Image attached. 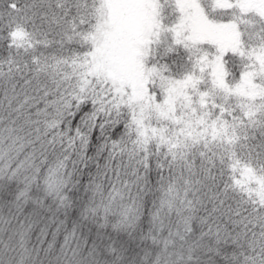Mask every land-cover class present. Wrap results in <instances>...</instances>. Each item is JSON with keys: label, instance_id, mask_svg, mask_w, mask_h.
Masks as SVG:
<instances>
[{"label": "snow or ice", "instance_id": "obj_1", "mask_svg": "<svg viewBox=\"0 0 264 264\" xmlns=\"http://www.w3.org/2000/svg\"><path fill=\"white\" fill-rule=\"evenodd\" d=\"M0 264H264V0H0Z\"/></svg>", "mask_w": 264, "mask_h": 264}]
</instances>
